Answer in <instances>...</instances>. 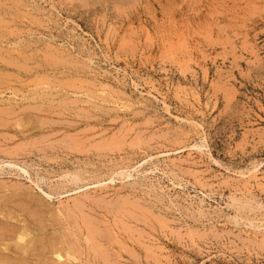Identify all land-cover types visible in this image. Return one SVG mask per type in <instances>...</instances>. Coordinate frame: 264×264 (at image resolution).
Returning a JSON list of instances; mask_svg holds the SVG:
<instances>
[{
  "label": "rangeland",
  "instance_id": "1",
  "mask_svg": "<svg viewBox=\"0 0 264 264\" xmlns=\"http://www.w3.org/2000/svg\"><path fill=\"white\" fill-rule=\"evenodd\" d=\"M0 102L1 264H264V0H0Z\"/></svg>",
  "mask_w": 264,
  "mask_h": 264
},
{
  "label": "bare ground",
  "instance_id": "2",
  "mask_svg": "<svg viewBox=\"0 0 264 264\" xmlns=\"http://www.w3.org/2000/svg\"><path fill=\"white\" fill-rule=\"evenodd\" d=\"M51 56H52V55H51ZM40 91H41V90H40ZM42 91H43V90H42ZM48 91H49V90H48ZM37 92H38V91H37ZM45 93H46V92H45ZM41 95L43 96V93L40 94V96H41ZM35 97H36V96H35ZM35 97H34V98H35ZM1 98H2V97H1ZM34 98H33V99H34ZM36 98H37V97H36ZM38 98H39V96H38ZM39 99H40V98H39ZM5 100H6V99H5ZM8 101H9V99H8ZM0 103H1V102H0ZM1 104H2V103H1ZM9 111H10V110H9ZM12 111H13V110H12ZM0 114H1V113H0ZM2 114H3V113H2ZM3 118H4V117H3ZM0 121H1V120H0ZM4 122H5V121H4ZM77 179H78V178H77ZM78 204H79V203H78ZM72 209H73V208H72ZM66 211H67V210H66ZM38 212H39V211H38ZM58 212H60V211H58ZM68 214H69V213H68ZM66 215H67V214H66ZM54 216H55V215H54ZM64 216H65V215H64ZM83 216H84V215H83ZM57 217H58V216H57ZM34 218H36V217H34ZM10 219H11V218H10ZM87 219H88V218H87ZM11 221H12V220H11ZM89 221H90V220H89ZM84 222H85V221H84ZM34 224H35V223H34ZM7 225H8V224H7ZM91 226H92V225H91ZM96 228H97V227H96ZM23 229H24V231H25V228H23ZM45 229H46V228H45ZM16 231H17V230H16ZM24 231H23V233H20L21 231L18 232L19 234H22V236H20L18 239H16L17 241H20V242H24V243H25V239H27V238H26V235L24 234ZM26 232H27V231H26ZM28 233H29V232H28ZM28 233H27V234H28ZM1 234H3V233H1ZM23 234H24V235H23ZM93 234H94V233H93ZM28 235H29V234H28ZM96 236H98V235H96ZM34 237H35V236H34ZM94 237H95V236H94ZM71 238H72V237H71ZM33 239H34V238H33ZM92 239H93V238H92ZM95 240H96V239H95ZM28 241H29V240H28ZM88 241H89V240H88ZM93 241H94V240H93ZM24 243H23V244H24ZM31 243H32V242H31ZM49 243H50V241H49ZM68 244H69V243H68ZM93 244H94V243H93ZM96 244H97V242H96ZM29 245H31V244H29ZM58 246H59V245H58ZM96 246H97V245H96ZM98 246H99V245H98ZM50 247H51V246H50ZM53 248H54V247H53ZM95 251H96V250H95ZM76 252H77V251H76ZM53 253H54L53 255H54L55 257H56V255H57V258H58V259H62V258H64L62 254H59V253H58V251H57L58 254H55V252H53ZM67 255H68L70 258H72L69 254H67ZM54 256H53V257H54ZM55 257H54V258H55ZM73 257H74V256H73ZM66 258H67V257H66ZM74 259H76V257H75ZM52 260H53V259H52ZM59 261H61V260H59ZM66 262H67V261H66ZM77 262H78V261H77ZM57 263H58V262H57ZM73 263H74V262H73ZM0 264H1V263H0ZM55 264H56V263H55Z\"/></svg>",
  "mask_w": 264,
  "mask_h": 264
}]
</instances>
